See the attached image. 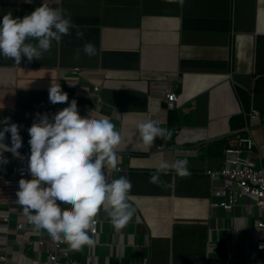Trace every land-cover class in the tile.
Returning <instances> with one entry per match:
<instances>
[{"label":"crops","instance_id":"0c3cea01","mask_svg":"<svg viewBox=\"0 0 264 264\" xmlns=\"http://www.w3.org/2000/svg\"><path fill=\"white\" fill-rule=\"evenodd\" d=\"M42 0H0V14L22 17ZM66 10L76 27L62 34L41 58L20 63L0 55V115L18 122L21 152L29 149L27 127L33 105L55 78L77 81L67 89L91 116H107L119 130L118 167L131 180L133 217L115 230L107 210L97 213L93 245L71 249L80 264H263L254 226L261 207L249 195L231 210L212 202L220 178L207 168L224 163L226 136L250 132L251 159L264 162V0H49ZM36 38H26L35 43ZM93 45L91 59L75 51ZM78 67V72L70 70ZM93 84H99L97 91ZM88 88V93L84 92ZM177 94L167 107L163 94ZM66 90V92H67ZM251 107L258 110L250 117ZM152 117L170 130L146 145L138 122ZM6 132L5 142L10 143ZM187 160L190 174L174 169L149 180L160 159ZM249 203V208L245 204ZM66 210L68 206L58 203ZM35 237L36 235H32ZM13 252L6 264L44 258L32 242ZM2 264V263H0Z\"/></svg>","mask_w":264,"mask_h":264},{"label":"clouds","instance_id":"9594fccd","mask_svg":"<svg viewBox=\"0 0 264 264\" xmlns=\"http://www.w3.org/2000/svg\"><path fill=\"white\" fill-rule=\"evenodd\" d=\"M76 27L75 35L84 33L72 21L66 10L54 7L49 0L35 6L22 17L11 11L0 14V55L20 63L22 54L31 61L41 58L59 41L62 34ZM26 38H36L35 43ZM89 59L95 56L93 45L85 43L74 56ZM50 102H66L52 113L42 112L27 127L29 152L28 177L18 179L16 202L38 233L47 235L55 243H66L70 249L79 250L93 245V225L101 206L107 210L115 230L123 228L133 217L135 208L128 199L131 180L124 174L107 179L109 170L118 167L117 146L122 137L113 121L107 116L79 117L75 101H69L61 84L49 85ZM139 136L146 145L154 137H166L170 130L149 117L136 125ZM6 132L10 143L5 142ZM22 135L18 122L10 116L0 115V163H6L5 149L18 155ZM174 169L177 175L190 174L187 160L160 159L149 180L160 184L161 173ZM58 203L68 206L66 210Z\"/></svg>","mask_w":264,"mask_h":264},{"label":"built area","instance_id":"2783aa9c","mask_svg":"<svg viewBox=\"0 0 264 264\" xmlns=\"http://www.w3.org/2000/svg\"><path fill=\"white\" fill-rule=\"evenodd\" d=\"M78 69L76 66L70 68L76 72ZM51 84H61L62 90L72 89L77 94L81 92L79 90L83 89L79 87L77 81L64 79L62 76L55 78ZM48 88L49 85L33 105L34 119L38 118L42 112H47L51 118L52 113L66 105V102H50ZM91 88L93 91H97L99 84H93ZM85 89L84 92L88 93V88ZM163 100L167 107H173L177 101V94L173 90L167 89L163 94ZM76 107V114L79 117L89 118L87 112L83 111L77 103ZM248 114L254 118L258 115V110L251 107ZM253 144L254 138L247 131L226 136L223 147L224 163L217 168H207L205 171L210 178L221 179L220 185L212 189V194L221 198L211 204L220 205L224 210H231L239 203L241 196L249 195L253 198L254 203L261 207V215L254 222V226L259 229L261 235L255 240L254 247L264 257V162L256 166L251 159ZM28 152L29 149L27 152L19 151V154L15 155L5 149L3 155L7 157V162L0 163V263L9 262L14 241L18 246V251H21L23 243L26 242H32L43 251L45 257H30V264H80L66 243H55L47 235L34 230L23 214L22 206L16 202L18 179L21 175L29 176L27 171ZM245 207L248 209L249 203H246ZM97 221L93 225L92 234L97 231Z\"/></svg>","mask_w":264,"mask_h":264},{"label":"trees","instance_id":"16d2710c","mask_svg":"<svg viewBox=\"0 0 264 264\" xmlns=\"http://www.w3.org/2000/svg\"><path fill=\"white\" fill-rule=\"evenodd\" d=\"M67 93H68V90H67Z\"/></svg>","mask_w":264,"mask_h":264}]
</instances>
